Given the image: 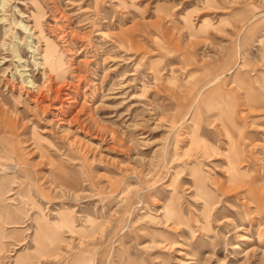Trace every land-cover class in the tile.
Listing matches in <instances>:
<instances>
[{
	"label": "rangeland",
	"instance_id": "rangeland-1",
	"mask_svg": "<svg viewBox=\"0 0 264 264\" xmlns=\"http://www.w3.org/2000/svg\"><path fill=\"white\" fill-rule=\"evenodd\" d=\"M0 183V264H264V0H0Z\"/></svg>",
	"mask_w": 264,
	"mask_h": 264
},
{
	"label": "crops",
	"instance_id": "crops-1",
	"mask_svg": "<svg viewBox=\"0 0 264 264\" xmlns=\"http://www.w3.org/2000/svg\"><path fill=\"white\" fill-rule=\"evenodd\" d=\"M2 201L0 200V252L6 248L3 240L12 234L5 230V225L12 224V226H16L14 224L19 223L16 221L19 218L17 215L18 210L13 208L11 203H4Z\"/></svg>",
	"mask_w": 264,
	"mask_h": 264
},
{
	"label": "bare ground",
	"instance_id": "bare-ground-1",
	"mask_svg": "<svg viewBox=\"0 0 264 264\" xmlns=\"http://www.w3.org/2000/svg\"><path fill=\"white\" fill-rule=\"evenodd\" d=\"M52 83V82H51ZM34 85V84H33ZM57 94V93H56ZM33 95V94H32ZM34 96V95H33ZM42 97V96H41ZM60 108V107H59ZM236 159V158H235ZM234 163H236V160L234 161ZM232 176H233V179H239L241 176L239 170H238V167H237V164H234L232 166ZM3 179V178H2ZM11 193V189L9 188V186H4L3 184L0 183V200H3L5 199L6 197L9 196V194Z\"/></svg>",
	"mask_w": 264,
	"mask_h": 264
}]
</instances>
